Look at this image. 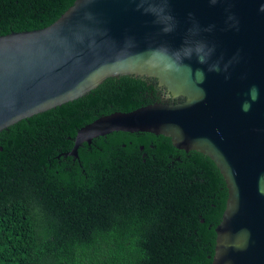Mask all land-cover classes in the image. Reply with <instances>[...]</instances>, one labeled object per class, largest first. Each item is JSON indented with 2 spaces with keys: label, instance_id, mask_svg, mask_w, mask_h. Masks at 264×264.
<instances>
[{
  "label": "water",
  "instance_id": "95a60500",
  "mask_svg": "<svg viewBox=\"0 0 264 264\" xmlns=\"http://www.w3.org/2000/svg\"><path fill=\"white\" fill-rule=\"evenodd\" d=\"M119 76L157 79L165 101L98 118L65 155L146 132L208 156L228 188L212 264H264V0H76L0 36V132Z\"/></svg>",
  "mask_w": 264,
  "mask_h": 264
},
{
  "label": "trees",
  "instance_id": "16d2710c",
  "mask_svg": "<svg viewBox=\"0 0 264 264\" xmlns=\"http://www.w3.org/2000/svg\"><path fill=\"white\" fill-rule=\"evenodd\" d=\"M75 1L0 0V36L44 29ZM165 95L154 78H108L0 132V264H212L228 188L208 156L146 132L65 155L82 127Z\"/></svg>",
  "mask_w": 264,
  "mask_h": 264
}]
</instances>
